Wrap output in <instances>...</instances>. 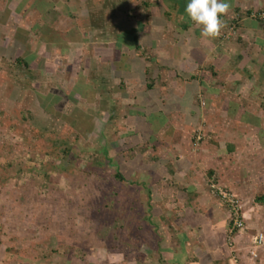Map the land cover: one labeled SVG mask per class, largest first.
I'll return each instance as SVG.
<instances>
[{
  "label": "rangeland",
  "instance_id": "obj_1",
  "mask_svg": "<svg viewBox=\"0 0 264 264\" xmlns=\"http://www.w3.org/2000/svg\"><path fill=\"white\" fill-rule=\"evenodd\" d=\"M102 1L89 0L86 8L85 0H62L53 9L45 10L42 22L53 23L54 28L69 32L70 43L67 40L64 44L55 43L56 48L46 47L48 42L52 45L54 39L46 30L35 33V37L30 33L31 43L26 48L20 47L22 43L12 38L10 32L0 45V264H144L143 256L140 260L136 253L143 245L155 244L150 235L151 224L144 217L145 192L130 186L137 184L141 177L136 180L132 176L128 184L116 180L115 174L117 168L125 169L135 163L138 154L146 150L160 152L166 144L160 143L163 136L154 138L149 144L144 141L138 144L134 138L132 126L138 122L139 111H133L132 116L136 118L129 120L127 115L131 114L123 93L127 88L138 91V86L126 84L127 81L120 77L114 36L116 29H122L120 20L125 19L120 13L137 10L142 13L147 10L144 3L151 1L164 4L165 8L166 0H106V7L101 5ZM182 1L181 5L186 8ZM10 10L4 9L3 13ZM140 13L137 12V19L128 16L129 20H141ZM97 23L101 29L89 32L85 41L86 34L78 30H86L88 25ZM12 26L15 27V22ZM123 41L134 44L130 35L118 39V43ZM46 52L51 53L48 59L57 65L55 70L42 67L41 58ZM17 55H25L32 61L28 70L11 64V59ZM79 73L86 77L84 83H91L92 92L77 89L76 75ZM164 82L167 80L162 84ZM52 86L64 92L75 88L73 101L66 104L64 111L84 108L95 119L93 127L88 130L81 125L79 130L75 127V133L61 119L42 111L38 95ZM2 89L5 90L1 92ZM237 103L238 100L233 106ZM261 103H264L262 98ZM107 104L112 107L108 110L110 123L105 122L101 114ZM260 107L258 104L262 111ZM135 108L140 110L138 105ZM241 112L226 110L211 114L205 108L197 112L194 120L190 119L195 123L190 129V138H201L195 144V153L209 154L206 151L214 142L207 145V137L212 138L219 121L227 118L229 126L221 131L227 135L224 139H230V133L234 141L258 139L264 153V142L260 139L264 136V127L258 133L255 129L252 133L247 131L250 129H242L238 126ZM261 115L264 118V111ZM170 118L166 119L165 126ZM82 121L87 124L88 119ZM111 122L116 125L111 126ZM251 160L248 173L251 190L244 192L248 198L246 204L245 196L227 191L236 201L243 230L235 229L229 237L230 208L207 191L227 215L224 244L230 250L237 248L238 235L246 233L250 240L258 233L264 235V204L254 203L264 195V156ZM214 178L209 180L208 189L210 184H215L225 191ZM55 213H58L56 217Z\"/></svg>",
  "mask_w": 264,
  "mask_h": 264
},
{
  "label": "crops",
  "instance_id": "obj_2",
  "mask_svg": "<svg viewBox=\"0 0 264 264\" xmlns=\"http://www.w3.org/2000/svg\"><path fill=\"white\" fill-rule=\"evenodd\" d=\"M61 1L0 0V45L10 32L12 38L22 43L20 47L26 48L31 43L30 33L35 37V33L46 30L54 36L52 45L47 41L46 47L56 48L58 42L64 44L67 40L72 42L67 37L69 32L54 28L53 23L46 25L41 19L45 17L46 9H53ZM85 1L87 8L89 0ZM181 1L166 0L165 8L157 1L145 3L148 11L140 13L137 10L141 20L132 21L137 19L136 11L120 13L125 19L120 20L122 29H116L114 36L116 63H123L119 64L120 77L127 81L126 84L138 86L135 92L128 88L124 90L131 114L127 116L129 120L135 119L132 113L139 111L135 127L140 135L144 130L147 132L143 134L145 144L158 136H163L160 143L166 144L160 152L146 150L138 154L134 158L135 163L122 168L123 175L128 176L125 181L128 184L132 176L136 180L141 177L137 184L130 186L145 192L144 217L150 222V235L155 239L154 245L148 243L146 247H140L139 252H134L140 260L143 256L144 264H264V247L251 256V240L246 233L236 237V249L225 247L227 215L207 192L209 180L215 177L216 183L226 191L245 196L246 204L248 198L244 192L251 190L248 173L252 164L249 166V163L251 159L264 156L260 142L249 138L234 141L231 133L228 135L230 139H224L227 135L222 132L229 126L228 118L218 124L210 118L219 127L211 134L212 138L207 137V145L214 142V146L206 151L209 154L195 153L194 147L197 148L195 144L198 142L196 138H190V129L195 124L190 119L204 108L211 114L242 110L238 126L250 129L247 131L251 133L255 132L254 129L258 133L264 127L261 115L264 111V103H261V98L264 100V22L251 17L264 10V0H226L231 6L228 15L223 17L226 26L220 37L215 39L202 37L200 28L188 18ZM182 2L186 5L188 0ZM105 4L107 2L103 0L101 5L106 7ZM4 9H9V13H3ZM128 16H132V20ZM14 22L15 27L12 26ZM139 25L141 29L135 33L137 43H117L121 36L135 31ZM101 27L97 23L88 25L86 30H77L86 34L87 41L90 33ZM135 46L141 48L132 58ZM124 52L127 56H122ZM48 56L51 53L48 52ZM22 57L26 58L25 55ZM45 57L41 58V63L51 62ZM134 59L140 64V73L132 68L137 63ZM144 70H148L145 76ZM164 80L167 83L162 84ZM149 83L152 84L150 93ZM118 95L122 97V94ZM141 96L145 97L143 101ZM236 100L239 103L233 106ZM137 104L145 105L144 109L139 107L144 113L135 108ZM258 104L262 111H259ZM156 112L163 114L162 117L150 120ZM143 114L145 118L141 117ZM168 117L172 118L165 126ZM260 137L264 142V136Z\"/></svg>",
  "mask_w": 264,
  "mask_h": 264
},
{
  "label": "trees",
  "instance_id": "obj_3",
  "mask_svg": "<svg viewBox=\"0 0 264 264\" xmlns=\"http://www.w3.org/2000/svg\"><path fill=\"white\" fill-rule=\"evenodd\" d=\"M140 29H141V26L139 25L138 29H135V31H133V32L130 31L128 33V35H130V37L133 39L134 43L138 42V39H137V36H136L135 33L137 32L136 30L139 31ZM125 35H127V34H125ZM118 44H120V43H118ZM133 48H134V51H133V54L131 55L132 58H134L133 57L134 55L138 54V51H140L141 46H135ZM135 52H137V54ZM122 56H127V53L124 52V54H122ZM46 57H49L48 56V52L46 53ZM30 61L31 60H29L28 58L26 59V58H23L20 55H17V56H13V58L11 59V64H13V66L16 67V68H22L24 70H28L30 68ZM148 61L151 62L152 60L149 59ZM41 64H42V67L44 69H47V67H49V68L55 70L57 68V65L53 64L52 62L41 63ZM122 64L123 63H120V65H122ZM137 64H138V62L136 63V67H134L132 65L133 66L132 68L136 72L140 73V64H138V65ZM127 66H129V65H127ZM147 72H148V70H144V73H143L144 76L146 75ZM73 74L75 75L74 72H73ZM76 78H77L76 79L77 85L79 87V88L76 87L77 89H81V90L85 89L86 92L88 90L90 92H92V88L93 87L90 85L91 83H84V82L87 81L85 76H83L82 74L79 73V74L76 75ZM143 81H144V77H143ZM103 82H105V79L103 80ZM147 88H148V93H150L149 91H152L151 90L152 89V84H150V83L147 84ZM74 90H75V88H73V90L71 89L70 92H64L61 89L52 86V87H49L45 93H43L42 95L40 94L38 96H39L40 108L42 109V111H44L46 114H50V115L54 116L57 119L58 118L61 119L66 126H68L70 129H72L76 133L77 129L79 130L81 125H82L81 127L88 128V130H89V128L93 127V123L95 122V119L92 118V116H90L89 114H87L86 110L84 108L83 109L73 108V110H71L70 112L65 113L64 108H65L66 104H68L71 101H73V95H75V91ZM93 90H94V88H93ZM95 91H97V90H95ZM140 98L142 99V101H143V98L145 99L144 96L143 97L141 96ZM107 103L110 104V102H108V100H107ZM109 104L106 105V109L105 110L101 109V114H103L102 117L105 116V119H106L105 122H109L110 123V116L108 114V110H111L112 107ZM140 104H139V107L144 109L145 105H143V104L140 105ZM140 111H142L143 113L145 112L144 110H140ZM157 113L158 112H156L153 115H151L150 120L151 119L152 120H156V119L158 120V119H160L162 117L163 114L158 113V115H156ZM141 117L145 118L144 114ZM114 118H113V120H114ZM84 119H88V121L85 122L87 124H83L82 120H84ZM78 121H80V122H78ZM106 125H107V123H106ZM115 125H116L115 122H113V123L111 122V126L114 127ZM75 127H77V129H75ZM132 128H134V130H135L134 131L135 132V137L134 138L138 141V143H142V140H143V137H144L143 134H146L147 132L145 133V131H144V133L140 135L138 133L136 127L132 126ZM82 132H83V130H82ZM121 168L117 169V172L115 174V178L119 182H125L127 180V177L123 175ZM255 202L264 204V195L256 198Z\"/></svg>",
  "mask_w": 264,
  "mask_h": 264
},
{
  "label": "clouds",
  "instance_id": "obj_4",
  "mask_svg": "<svg viewBox=\"0 0 264 264\" xmlns=\"http://www.w3.org/2000/svg\"><path fill=\"white\" fill-rule=\"evenodd\" d=\"M226 0H188L185 12L191 22L200 28L204 38L220 37L226 24L223 17L230 11Z\"/></svg>",
  "mask_w": 264,
  "mask_h": 264
},
{
  "label": "built area",
  "instance_id": "obj_5",
  "mask_svg": "<svg viewBox=\"0 0 264 264\" xmlns=\"http://www.w3.org/2000/svg\"><path fill=\"white\" fill-rule=\"evenodd\" d=\"M252 18L264 22V10L258 11L255 14L251 15ZM196 141H200V137H196ZM210 192L215 196L222 200L223 203H227L230 208V215L232 216L230 219V227H229V237L233 230H243L242 218L238 213V209L236 208V201L231 197L230 194L225 190L219 189L215 184H210L209 186ZM264 245V235L262 233H258L252 237L251 240V249L249 254L251 256H255L256 251L260 249Z\"/></svg>",
  "mask_w": 264,
  "mask_h": 264
}]
</instances>
